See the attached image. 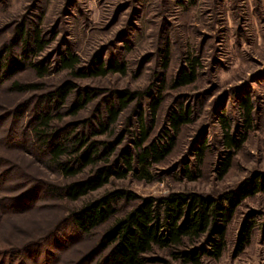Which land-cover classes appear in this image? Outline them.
<instances>
[{
    "label": "rangeland",
    "instance_id": "rangeland-1",
    "mask_svg": "<svg viewBox=\"0 0 264 264\" xmlns=\"http://www.w3.org/2000/svg\"><path fill=\"white\" fill-rule=\"evenodd\" d=\"M20 25L39 31L44 47L31 59L45 74L26 67L7 79L0 72V264H95L100 233L135 202H120L115 217L87 235L77 232L69 214L114 189L155 197L176 191L217 195L264 172V0H0V56L8 54H3L4 47ZM19 48L11 46V53L20 59ZM70 54L78 59L71 71L60 63ZM194 58L195 80L173 86ZM98 60L103 66L120 62L123 72L91 75ZM65 80L95 94L76 113L61 108L53 114L50 125L60 133L75 123L72 135L89 134L84 123L96 122L95 116L104 115L105 98L124 89L143 95L139 106L147 142L168 132L171 111L188 112L189 122L173 135L172 150L160 162L145 170L135 165L123 178L113 176L88 195L66 200L53 191L84 178L92 168L64 178L48 163L32 133L35 115L48 107L42 96ZM12 82L34 87L12 90ZM157 95L162 102L151 119L148 102ZM135 103L104 133H90L91 140L113 141L119 143L117 151L135 152ZM226 136L246 140L221 175L229 153ZM245 224L251 229L240 250L237 239ZM201 264H264V193L242 202L228 224L222 255Z\"/></svg>",
    "mask_w": 264,
    "mask_h": 264
},
{
    "label": "trees",
    "instance_id": "trees-1",
    "mask_svg": "<svg viewBox=\"0 0 264 264\" xmlns=\"http://www.w3.org/2000/svg\"><path fill=\"white\" fill-rule=\"evenodd\" d=\"M14 45L20 47V59L12 56L11 46ZM43 47L44 42L39 31H28L25 25L18 26L15 37L4 47L3 54H8L5 57L0 56L1 76L8 79L26 67L35 71L38 76H43L45 68L31 59ZM163 58L162 65L166 68L168 56L164 54ZM60 63L62 68L71 71L78 63V59L70 54L64 56ZM196 66V58L190 59L189 66L178 73L173 86L192 83L195 80ZM110 72H123V64L111 61L103 66L98 60L90 74L99 76ZM33 87V84L18 82L11 84V89L18 91H29ZM94 94L93 89L85 88L80 91L73 81L65 80L42 96L48 107L45 106L38 111L34 119L36 124L32 133L35 144L44 150L48 163L56 167L64 178H74L84 168L88 166L92 168V172L84 178L52 189L53 192L57 190L56 194L59 193L69 201H76L101 188L113 176L123 178L128 172L135 171L136 166L144 169L160 162L172 150L173 135L178 132L181 125L189 122L188 112L171 111L167 118L168 132H164L160 140L147 142L148 131L139 106L143 95L124 89L110 93V97L105 98L107 103L104 106V115L95 116L96 122L89 125V121H86L83 126L92 134L91 137L104 133L107 126L115 123L119 114L130 103L136 102L139 118L136 133L138 137L134 143L135 152L129 149L117 151L119 143L91 140L89 134L82 131L72 135L71 131L74 132L77 126L75 123L71 125L69 132L65 131V134L52 129L50 122L53 114H58L61 108L63 110L70 108L69 113H76ZM72 96L74 98L70 102ZM161 102L158 95L149 100L148 113L151 119L155 117ZM242 106L247 122L250 107L246 99ZM91 128L94 131H91ZM245 140V136L237 139L226 136L225 143L229 153L222 163L221 175L227 172L233 153L239 150ZM114 153L115 159L110 161L109 158ZM101 160H104L103 165L98 164ZM258 193H264V172H255L242 180L236 188L217 195L176 191L155 197L139 196L125 189H114L72 211L69 219L78 233L87 235L115 217L120 202H135L128 211L100 233L95 246L100 258L95 264H170L169 258L182 264H201L203 259H218L222 255L226 247L227 227L237 208L246 198ZM250 229V225H244L237 239L238 249L242 250L247 244ZM161 252L164 255H159Z\"/></svg>",
    "mask_w": 264,
    "mask_h": 264
}]
</instances>
